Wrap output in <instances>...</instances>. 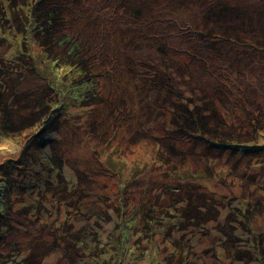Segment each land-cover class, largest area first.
Segmentation results:
<instances>
[{"label":"rangeland","instance_id":"rangeland-1","mask_svg":"<svg viewBox=\"0 0 264 264\" xmlns=\"http://www.w3.org/2000/svg\"><path fill=\"white\" fill-rule=\"evenodd\" d=\"M85 1L88 3L81 7L77 17L69 13V6L64 10L62 17H57V21L55 18L52 19L50 27L54 31L63 28L65 30L72 27L79 28L70 30L69 34H72V38L75 37L81 41L84 39V31L92 29L88 36L89 38L91 36L90 40H92L95 36L92 31L104 26L105 8L109 10L110 8L105 0H100L102 3L104 2L103 5L99 4V0ZM247 1L250 6L264 8L262 0ZM210 2L211 0H140L139 4L142 9H138L134 16L132 15L134 3L132 2L130 5L125 2L124 8L119 9L116 14H113V17L109 18L112 26L104 37L111 44L109 49L113 50V56L119 58L117 64L122 71L125 70L124 64H126L129 52L128 46L123 49V42L126 44L128 39L135 37L124 36L123 30L133 28L139 33L138 38L146 36L144 39L153 38L156 41L149 52L134 58L136 65L134 63L133 66L131 65L132 75L125 74L126 77L133 79L134 84L128 78L112 82H107L109 81L106 80L107 78H101L103 82L98 83V86L94 83L93 90L84 95L81 89L84 81L73 80L78 78L77 74L74 73L72 67L62 64V60L53 62L51 58L39 54L38 60L49 66V73L44 71L42 75L40 73L32 74L29 71L15 73L22 64L15 62L27 59L25 53L17 60H12L10 64H0V81L4 82L6 78H10L14 88L16 85L22 91V97L23 94L33 96L29 102H34L37 100L35 98L42 94V85L39 90L36 87L40 84L39 82H44V75L49 81L51 80L49 84L57 88V96L55 95L51 102L46 103L55 110L52 112L55 115L47 119V128L39 126L34 128L35 118H33L31 128L23 131L22 135H14L13 138L0 135V167L9 159L25 158L27 154L38 158L41 154V152H37L40 146L47 154L45 157L51 160V165L47 160L43 170L38 169V165L35 163L36 168L31 173L22 166L23 169L18 173L19 177L12 179L9 183L5 179H1L2 175H0V209H5L6 198L11 200L9 193L13 198L10 204L11 208L3 213L5 215H2L4 221H0V264H25L29 259L26 257L35 254L32 248L38 242L49 244L56 238L59 241L58 232H54L53 237L46 231H41V235H39L33 228L34 224H31L28 229L22 226L25 225V214L22 210L30 207L34 201L45 205V207L39 205L37 209L41 218L35 225L37 230L43 229L39 225H43L42 223L45 222L49 224L46 226V230L51 228L55 230L57 227L59 229L68 225L73 234H78L77 238L87 239L86 247L80 254L116 253L120 247L114 243L120 238L125 247L128 244L129 250L133 252L125 264H150L151 261H157L160 264H182L186 260H189V264H247L248 260L249 264H257L254 260L255 257L252 258L251 254L252 257L247 255L249 253H246V259L243 262L240 253L233 251L232 247L235 245L241 250L253 252V240H256L255 232L264 228V214L252 220L251 230L248 232L239 224L236 219L238 216L235 218L228 207H223L221 202L238 201L245 198L253 199L252 206L255 205V208L259 207L264 210V148L253 150V145L249 146L251 149L244 148L241 151L239 156L242 159H247L246 156L250 157L248 162L256 165L255 168H248L246 174H243V167L247 161L236 160L234 163H230L232 165L230 168L237 169V171L230 170L227 162L236 158L235 152H232L233 155L230 153L224 159L219 160L218 156L225 153L217 155L215 151L210 152L214 147L211 145L206 147L207 145L200 139L174 140L171 138L169 130L166 129L169 128V124L165 123V109L160 114V106L151 107L156 112L155 117H159V121L154 124V120L152 121L151 117L146 116L149 108L146 106L147 102L140 96V89L143 86L155 87V84L149 82L141 73L144 67H146L145 71L154 70L145 66L144 61H148L147 58H150L149 56L153 52L162 50L165 45L169 49L165 54L168 53L169 64L172 68L179 66L178 58L173 57L176 50H180L178 54L185 53L188 58L200 55L209 58V60L213 59L217 51L224 50L229 53L230 58L236 59L237 46L227 41H221V39L214 40L216 33L221 34V31L212 30L211 28H214L216 24L210 21L207 23L206 19H204L205 22L202 20L203 13L199 5ZM241 6L245 7L244 4ZM258 19H262L260 28L263 30L264 12L258 14ZM7 22L8 20L1 16V31L7 30ZM235 24L237 23H229L231 26ZM202 25L206 26L202 27ZM43 28L47 34L52 35L47 27L43 26ZM2 36L5 35L0 34V37ZM88 37L86 41H89ZM41 42L42 45L45 43L44 38L39 39L36 44L30 45L29 49L38 52L42 49ZM81 44H76L78 49H72L73 55L72 59L68 58L69 63H74L73 61L81 63L92 58V47ZM5 45L6 42L3 43L0 39V48ZM29 49L27 50L29 51ZM249 55L250 53L242 55L240 64L244 59L247 60L246 63H251L252 59ZM8 56L10 57V54ZM104 63L105 58L102 57L99 63L102 71ZM138 64H141L142 67L139 68ZM7 66L9 72L3 70ZM156 69L158 72V67ZM261 74L264 75V63ZM32 75L37 78L31 79ZM160 76H165V66L161 68ZM209 79L210 77L206 76L202 70H200L197 82L183 75L182 89L179 94L183 101L188 102L189 100L193 101L194 105L200 104L199 110H197L200 113L199 120L204 122L201 126H205L207 130V126L211 122L217 124L216 122L219 121L218 116L212 113L217 111V108L214 105H209L208 100L201 103L204 96L199 92V89L212 84L213 82ZM253 79L256 81L255 78ZM214 81L218 85L222 84L220 75L215 76ZM158 85H163V81H160ZM191 87L196 94L192 93ZM124 88L127 90V95L131 97L128 106L132 108L130 120L127 122L133 125L135 121L136 130L141 131V135L137 134V138H134L133 141H128L131 131L126 128L115 134L112 119L106 113L110 107L116 104L115 97ZM255 89L262 92L257 85L254 84V87L250 85L248 88L250 97L254 96ZM95 90H97L98 101L105 103L100 108V115L94 118V116L88 117L90 110L85 108L89 104L83 101L94 100L97 97ZM162 91L165 90L162 89ZM161 94L157 102H162L165 105V92ZM2 95L5 97L4 94ZM14 95V93H10L8 97L15 100ZM56 99L60 100L61 107L64 106L63 113L58 115L56 114L58 112L56 111L58 110ZM7 102L9 103V98H7ZM205 102L208 105H204ZM124 105L123 97L118 105L121 110L120 114H126ZM35 106L24 101L21 111L27 116L36 110ZM170 107L172 106L170 105ZM46 111L49 112L48 109ZM4 115L0 111V122L4 121ZM25 116H21V121H24ZM100 117L101 122L99 123ZM237 120H241V118L237 117ZM254 120H256L255 117ZM189 121L193 120L189 119ZM239 123L243 125L241 132L244 137L242 138L244 140L254 139V134L250 133L252 129L250 125L255 122ZM21 127L20 124L19 129ZM230 127L226 126V129L237 131V134L240 131L239 128L229 129ZM93 128H98V135L92 133ZM35 130H38V137L35 138L33 146L35 152H33L31 148L26 150L23 147L26 137L35 133ZM110 140L112 143H108ZM25 150L26 155L24 154ZM32 162L34 161L32 160ZM7 167L8 164L4 167L6 171ZM177 168H182L185 171V178L192 175V172L205 168L211 172L223 170L225 181L228 180L225 184L228 185L213 187L211 182L203 180L209 184L211 192L204 191L206 188H202V179L195 176L194 178L189 177V181L184 180L178 187L179 189H176L180 178L173 177V175L175 174L174 169ZM231 173L233 176H237L234 181L230 180ZM170 178L172 180L169 184ZM167 183L170 185L168 186L170 189L165 191ZM58 188L65 190L64 199L54 192ZM72 188H74V193H72ZM172 188L175 189L170 191ZM254 189L255 191H253ZM227 190L228 192L225 193ZM203 191L204 193H202ZM214 191L217 196L213 194ZM203 200H207L204 206L213 208L209 215L207 208L201 206ZM69 202H71L70 205ZM236 203L234 202L232 205ZM78 204L82 209L75 207ZM24 205L26 206L23 208ZM45 208H48L46 212L49 219L42 218ZM145 209H151V211H147L148 215L143 218L140 215ZM80 210L86 215L77 217L76 211ZM28 215L33 219L35 209H31ZM211 217H214L215 220H210ZM133 218L135 222L131 221ZM242 224L247 225L246 222ZM81 231L85 236L81 234ZM45 246L47 245L44 243L41 254L51 255L46 256L43 264H54L56 259L53 255L54 250L50 248L51 251L47 253ZM261 248L264 254V239L261 241ZM13 258L17 259L16 262H10Z\"/></svg>","mask_w":264,"mask_h":264},{"label":"trees","instance_id":"trees-1","mask_svg":"<svg viewBox=\"0 0 264 264\" xmlns=\"http://www.w3.org/2000/svg\"><path fill=\"white\" fill-rule=\"evenodd\" d=\"M139 1L140 0H105V2L109 4L108 8H110V10L105 8L104 26H101L100 29L96 28L92 31L95 35L92 40H90L91 36L90 38L88 37L92 29H86L83 34L84 39H82L81 41L79 39H76L75 37L72 38V34H69L70 30L79 28L72 27L67 30L63 28L54 31V29L50 26L52 19L55 18V21H57V17H62V15L64 14V10L69 6V13L77 17L79 15L81 7L87 5V1L0 0V18L2 16V18L8 20L7 30H0V34L5 35L0 37L1 41L3 43L6 42L5 47L0 48V64H10L12 60H17L21 57V55H24L25 53L27 55V59L23 61L17 60V62H15L22 63L20 65V69H16L15 73H25V71H29L32 74L40 73L42 75V72L44 74V71L49 73V66L38 60L37 56H39V54L44 55L46 58H51L53 62H59L60 60H62V64L69 65L73 68L74 73L77 74L78 78H74L73 80L84 81L81 87L82 94L84 95H87L93 90L94 83L98 86V83L100 84L101 82H103L101 78H107L106 80H109L107 82H112L113 80L122 81L123 78H128L129 80L130 77H126L125 74L132 75L133 63L134 65H136V63L134 62V58L136 56H141L142 54L149 52L152 45L156 44V41L153 38L144 39L146 36L138 38L139 33L133 28L123 30L124 36L135 37L128 39V42L126 44L123 42V49L128 46L129 52L126 57V64H124L125 70L122 71L119 64H117L119 62V58L117 56H113V50L109 49L111 47V44L109 43V41L105 40L104 36H106L107 31H109V29L111 28L110 26H112L110 23L111 20L109 18L113 17V14H116L119 9L122 10L124 8L125 2L130 3V5H132V2L134 3V6L132 8V15L134 16L135 13L138 12V9H142L140 7ZM263 1L264 0H262V2ZM247 2V0H211V2L208 4L199 5L203 13L202 20L205 22L204 19H206L207 23L210 21L211 23L216 24L214 28H211L212 30L221 31V34L216 33L214 40L217 41L218 39H221V41H227L230 42V44H234L237 46L236 59L230 58L229 53L224 50L217 51L212 60H209V58L202 57L200 55H193L192 58H188L185 53L178 54L180 50H176L177 52L175 55H173V57L178 58L179 66H175L174 68H172L169 64L168 53L165 54L166 50L169 49L168 46L165 45L166 48L163 47L162 50L159 49L158 52H153L151 56H149L150 58H147L148 61H144L146 63L145 66L153 68L154 70L150 69L148 71H145L146 67H144V72H141L149 82L155 84V87L143 86L140 89V96L145 102H147L146 106H148L149 108V112H147L148 114L146 116L151 117L152 121L154 120V124L159 121V117H155L156 112H154L151 107L160 106V114L163 113V110L165 109V115L167 117H165V123L169 124V128L167 127L166 129H168L170 135H172L171 138L177 141H186L187 139H200L207 145L206 147L210 145L214 147L213 151L210 150V152L215 151L217 155L225 153L222 156H218L219 160L224 159L230 153L231 155H233L232 152H235L234 156H236V158H234V160L232 161L227 162V165L230 168L232 167L230 163H234L236 160L247 161L245 163V166L243 167V174H246V170L248 168H255L256 165L248 162L249 159H251L250 157L246 156L247 159H242L239 156L241 151L244 148L251 149L249 146L253 145L255 146H253V150L264 148V93H262L264 92V75L261 74L262 65L264 63V29L262 30L260 28V26L262 25V19H258V14L263 13L264 8H260L261 6H259L258 8L250 6L247 4ZM76 4L81 5H77L75 7ZM99 4L103 5L104 2L102 3L99 0ZM242 4H244L245 7L241 6ZM233 22L237 24L232 26L229 25V23L232 24ZM43 26L47 27L52 35L47 34ZM205 26L206 25H202V27ZM233 34H235L236 36H234ZM87 37L89 38V41H86ZM42 38H44L45 43L42 45L41 42V50L37 52L29 49L30 45L36 44L38 40ZM81 43L83 45H90L92 47V58H89L87 59V61L81 63H76L75 61H73L74 63H69L68 58L72 59L71 56L73 55V53H71L72 49H78L76 44ZM261 43L262 45H260ZM27 49H29L30 52ZM247 53H250L249 57L250 59H252V62L246 63L247 60L244 59L240 64L241 56L246 55ZM9 54L10 57L8 56ZM102 57L105 58L103 71L101 70V66L99 65ZM157 60L160 61V63H158ZM138 66L139 68L142 67L141 64H138ZM164 66L165 76H160L161 68H163ZM156 67H158V72ZM3 70H5V72H9V67L7 66ZM200 70H202L206 76L210 77L209 81L213 82L212 84L203 86L201 89H199V92H201V94L205 97V100L203 97L201 103L203 104L204 101L208 100L210 102L209 105H214L217 108V111H213L212 113H215L219 119V121L216 122L217 124H214L215 122H211L207 126L208 130L205 126H201V124H204V122L199 120L200 113H198L197 110H199L200 104L197 103L198 105H194L193 101H183L181 99L182 96L179 95L180 90L182 89L183 75L185 77L192 78L197 82ZM217 75H220L221 77L222 84L220 85H218V83L214 81V77ZM32 77L33 78L31 79L37 78H35L33 75ZM43 78L44 82H39L40 84L38 85V87H36L35 85L38 90L42 85V94L35 98L37 100H35L34 102H29L30 99H33V96H26L23 94L22 97V91H20L16 85V88H14L13 84L9 80L10 78H6V81L4 82L0 81V111L5 114L3 116L4 121L0 122V135L8 136L10 138H13L14 135H22L23 131L27 129L29 130V128H31V120L33 118H35L34 128H37L38 126L41 128L44 127V129L47 128V119L48 117H52L53 115H55L52 113L55 110H53L51 106L47 105L46 103L51 102L52 98L55 95L57 96V88L49 84L51 80L49 81L46 75H44ZM253 78H255L256 81ZM130 80H132L133 82V79ZM160 81H163V85L159 86L158 84ZM254 84L257 85L262 92L255 89L253 94L254 96L250 97L248 88L250 85L254 87ZM162 89H164L165 91H162ZM190 89L192 91L193 87H191ZM163 92H165V105H163L162 102H157L158 97H160L162 95L161 93ZM10 93L15 94L13 96L15 100H11V98L8 97ZM192 93L196 94L193 91ZM2 94H4L5 97ZM95 95H97V90H95ZM123 97L125 99L124 107L126 110V114H120L121 110L118 107ZM7 98H9V103L7 102ZM115 99L116 104L110 107L108 112H106L112 119L114 132L116 134L120 130L126 128L127 130L131 131L128 137V141H133L134 138H137V134L139 136L141 135V131L139 132L136 130L137 126L135 121L133 125L127 122L130 120L129 118L131 117L132 108L128 106L131 97L127 95L126 88L120 90ZM24 101L36 105V110L32 113L27 114V116H25V113L21 111V106L23 105ZM55 101L57 102L58 109L56 110L58 111L56 114L58 115L63 113L64 106H60L62 104L60 103L59 99H56ZM83 102L89 104L88 107L85 108L87 110H90L88 111V117L94 116V118L97 115H100V108L105 103L104 101H98V95L91 102L87 100ZM74 105L75 104H73V107H75ZM170 105L172 107H170ZM204 105H208V103L205 102ZM47 109L49 110L48 113L46 111ZM66 111L68 112V110ZM22 115L25 116L24 121H21ZM65 116H67L66 113ZM237 117H240L241 120H237ZM254 117L256 118V120H254ZM189 119L193 120L192 125V122L189 121ZM250 120L255 122L254 124L252 123L250 125V128L252 127L250 133L254 134V139L244 140V138H242L244 137V135H242L241 132L243 125H241V123L239 122L251 123ZM100 122L101 117L99 119V123ZM20 124L22 126L21 129H19ZM226 126H231L229 129L239 128L240 131L237 134V131H229L228 129H226ZM161 127H163V125H161ZM93 129L95 131L93 130L92 133L98 135V128ZM37 134L38 130H35V133L26 137L25 145L23 147L24 149L28 150L29 148H31V150L35 152L33 146L35 144V138L38 137ZM204 135H206L207 137H205ZM108 143H112V141L110 140L108 141ZM26 150L24 153L25 155L27 153ZM42 150L44 153L42 152ZM37 152H41L38 158H35V156L33 155L29 156L27 154L25 158L18 157L16 159L12 158L7 160L4 165L0 167V175H2L1 179H5L9 183V181H11L12 179L19 177L18 173L23 168L31 173L36 168L34 166L35 163L38 165V169L40 168L42 170L47 163V160L48 164L51 165V160L46 158L47 154L45 153L44 148H42L41 146L40 148L38 147ZM32 160L34 162H32ZM7 164L8 167L6 171L4 167ZM205 169L197 172H192V175L189 176L192 178L197 176V178L202 179V188H206L204 191L211 192L209 184L204 181H208L209 183L211 182L213 187H223L224 185H228L225 184L228 180L225 181L223 170L211 172V170L209 171ZM230 170H233L235 172L237 171V169L232 168H230ZM174 173L175 174L173 175V177L178 176L180 178L178 181L179 184H177L176 189H179L178 187L181 186V183H183L184 180L189 181V177L185 178V171H183L182 168L174 169ZM236 177L237 176H233V173H231L230 180L234 181ZM171 180L172 178H170V180L168 181L169 184L171 183ZM168 183L167 186H165V191L170 189L168 187L170 186L168 185ZM26 185H28V183H26ZM49 188H52V186H49ZM174 189L175 188H172L170 191ZM220 189L223 190L225 188ZM204 191L202 193H204ZM253 191H255V189ZM54 192H56L58 196H61V198L64 199V189L58 188ZM74 192V188H72V193ZM227 192L228 190L225 193ZM213 194L217 196V193L215 191L213 192ZM9 196L11 197V200L9 201L8 198L5 199V209H0V221H4L2 215L5 214L3 213H6L7 210L11 208L10 204L13 198L10 193ZM70 198L71 200H73L72 196H70ZM234 202L237 203L232 205V203ZM70 203L71 202H69V205ZM206 203L207 200L201 201V206L207 208V213L209 215L212 212L213 208L210 206H204L206 205ZM252 203L253 199L248 200L245 198L238 201L232 200L221 202V205L223 207H228V209L234 214L235 218L238 216L236 219L238 220L239 224L242 225L248 232H250L252 220L259 218L264 214V210L259 207L255 208L256 206H252ZM26 205H24L23 208ZM39 205L45 207L43 203L38 204L34 201L30 207L22 210V212H24L25 214V225L22 226H24L25 229H28L30 228L31 224H34L33 228L39 235H41V231H46L53 237L54 232H58L59 241H57L56 238L49 244H47L46 242H38L37 245L32 248L35 254L27 256L26 258L29 259L25 262V264L44 263L46 256L51 255L41 254L44 249V243L47 245L45 246L47 253L51 251V249L54 250L53 255L56 258L54 264H125L128 258H130L133 254V252L129 250V245L127 244L125 247V245L123 244V240L120 238L115 240L116 242L114 243V245L120 247V249L116 253L80 254L82 253L84 247H86L85 243L87 242V239L83 238V240H86L83 241L77 238L78 234H73L69 230L68 225H64L62 228H59L61 230H59L58 227L55 230L53 228L46 230V226H49V224L48 222H45L42 223L43 225H39L43 229L37 230V226L35 225L39 223V220L41 219L40 214L37 211ZM75 207L78 209H82L80 204ZM31 209H35V216H33V219L28 215ZM46 211H48V208H45L44 212L42 213V218L45 219V217H47V219H49ZM147 211H151V209H145L141 212L142 214L140 216L145 218L148 215ZM76 215L77 217L85 216L86 213L80 210L76 211ZM210 220L215 219L214 217H211ZM131 221L135 222L134 218ZM243 222H246L247 225L244 226L242 224ZM30 233L32 234V230L30 231ZM81 234L84 235L83 231H81ZM254 238L256 240H253V252L241 250L239 247H235V245H233L232 249L236 253H240L241 259L243 258V262L246 259V253H249L247 255H252V258L255 257L254 260L255 262H257V264H264V254L261 248V241L262 239H264V228H261L257 232H255ZM124 242L126 244L125 239ZM16 260H14L13 258L10 260V262H16ZM150 264H160V262L157 263V261H151ZM182 264H189V260L182 262ZM247 264H249V260Z\"/></svg>","mask_w":264,"mask_h":264}]
</instances>
